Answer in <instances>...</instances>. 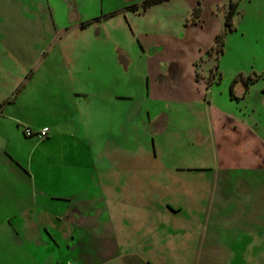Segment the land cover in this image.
<instances>
[{"label": "rangeland", "instance_id": "374dc122", "mask_svg": "<svg viewBox=\"0 0 264 264\" xmlns=\"http://www.w3.org/2000/svg\"><path fill=\"white\" fill-rule=\"evenodd\" d=\"M245 90L243 99L230 96ZM218 113L264 138V0H0V138L14 144L0 148V264L89 262L67 232L87 235V225L67 219L78 200L56 186L36 208L27 205L31 192L7 200L23 168L5 154L16 150L27 169L28 142L39 140L25 127L50 131L32 171L76 178L88 190L81 199H99L87 215L105 211L103 187L116 183L166 210L176 167L215 168L229 149L218 142ZM260 164L248 178L255 189L264 186ZM263 196L251 201L259 216Z\"/></svg>", "mask_w": 264, "mask_h": 264}, {"label": "crops", "instance_id": "0c3cea01", "mask_svg": "<svg viewBox=\"0 0 264 264\" xmlns=\"http://www.w3.org/2000/svg\"><path fill=\"white\" fill-rule=\"evenodd\" d=\"M244 88L247 85L244 84ZM245 94L246 90L233 98L243 99ZM227 115L218 113L216 118L220 131L218 142L229 149L223 150V156H217L215 168L176 167L175 174L170 173L171 194L174 195L166 210L153 204L151 197L146 199L145 196L141 201L126 197L116 183L112 188L103 187L106 197L100 203L104 214H99L98 207H90L93 214L87 215L85 209L92 202L98 203L99 199H81L79 196L87 195L88 190L75 187L76 178L71 180L67 173L32 171L33 155L41 145L50 142L48 137L27 141L31 155L29 161L25 160L27 169L15 155V149L14 155L6 153L9 144L11 148L14 144L0 138V148L6 150L7 164L13 165L15 170L19 166L23 168L21 176L15 173L14 180L9 181L10 188L7 189L11 197L7 200L11 204L21 201L25 192H31L27 205L36 208L37 199L45 201L44 198H48L45 192L49 186H52L49 190L56 186L64 196L78 200V205L69 208L71 216L67 219L71 228L87 225V235L76 237L74 230L67 232L74 240L78 257L84 255L88 264L118 261H121L119 264H258L259 256H264V228L259 229L264 226V208L259 216L257 205L251 201L256 192L263 196L264 186L255 189L248 178L260 162L264 168V138L255 129L237 121L234 115ZM40 151L36 157L37 167L46 158L45 151H41L39 161ZM227 169L250 171V174L234 176L233 172L225 173ZM17 180L26 187H19ZM175 192H182L180 200Z\"/></svg>", "mask_w": 264, "mask_h": 264}, {"label": "built area", "instance_id": "2783aa9c", "mask_svg": "<svg viewBox=\"0 0 264 264\" xmlns=\"http://www.w3.org/2000/svg\"><path fill=\"white\" fill-rule=\"evenodd\" d=\"M49 133V129L48 127H41L40 129H38L37 131H33L32 129H30L29 127H25L24 128V134L26 136H31V135H35L38 139H44L47 137Z\"/></svg>", "mask_w": 264, "mask_h": 264}, {"label": "trees", "instance_id": "16d2710c", "mask_svg": "<svg viewBox=\"0 0 264 264\" xmlns=\"http://www.w3.org/2000/svg\"><path fill=\"white\" fill-rule=\"evenodd\" d=\"M156 1H159V0H151V2H156ZM235 7H236V3H233V2L229 3V7H228V10L226 12L225 19H224L225 26L229 25L230 20H231L233 14H234ZM218 39L221 40V35H219ZM220 43L222 44L221 41H220ZM230 96H231V98H233V94L231 92H230ZM47 137H48V135H47Z\"/></svg>", "mask_w": 264, "mask_h": 264}]
</instances>
